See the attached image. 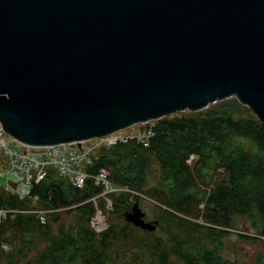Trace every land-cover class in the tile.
I'll return each instance as SVG.
<instances>
[{
	"label": "water",
	"instance_id": "obj_1",
	"mask_svg": "<svg viewBox=\"0 0 264 264\" xmlns=\"http://www.w3.org/2000/svg\"><path fill=\"white\" fill-rule=\"evenodd\" d=\"M233 96L264 123V0H0V120L25 145ZM126 219L157 229L138 200Z\"/></svg>",
	"mask_w": 264,
	"mask_h": 264
},
{
	"label": "trees",
	"instance_id": "obj_2",
	"mask_svg": "<svg viewBox=\"0 0 264 264\" xmlns=\"http://www.w3.org/2000/svg\"><path fill=\"white\" fill-rule=\"evenodd\" d=\"M151 127L153 135L148 145L136 138L119 141L103 149L87 171L97 175L105 169L114 186L153 193L165 205L160 212L170 219L176 217L173 213L188 214L195 202L204 204L202 223H193L180 232L174 250L165 244L160 246L161 261L157 259L154 264H168L171 253L180 255L186 264H233L220 254L221 232L243 218L255 235L264 237V123L233 97L206 110L163 117ZM217 169L224 170L226 177L216 183L212 175ZM194 174L197 182L192 180ZM152 177L157 178L156 184L150 183ZM212 182L216 184L210 186ZM102 192L103 185L94 177L79 188L51 168L44 179L33 184L32 197L0 194L6 206L25 208L27 200H38L45 207V222L36 213L19 214L6 219L0 233L12 228L33 240L36 224L48 223L49 215H55L58 209H73V222L66 229L59 227L52 232L46 226L48 246L38 259L42 264H101L103 253L110 250L117 237L113 235L114 224L100 233L91 226L96 214L91 198ZM133 196L131 192H119L114 205L129 203L126 208L130 210ZM240 235L253 241L258 238ZM10 255L0 240V264L6 256L10 264ZM259 257L264 264V258Z\"/></svg>",
	"mask_w": 264,
	"mask_h": 264
},
{
	"label": "rangeland",
	"instance_id": "obj_3",
	"mask_svg": "<svg viewBox=\"0 0 264 264\" xmlns=\"http://www.w3.org/2000/svg\"><path fill=\"white\" fill-rule=\"evenodd\" d=\"M188 112L191 111L178 113L173 116H179ZM156 121L157 120L150 121L148 124L143 125L137 124L120 130L116 134H118V136H122L123 134H139L143 131L144 126H151L155 124ZM86 145V148H91L92 154L90 156V161L78 166L83 170H87V167L92 164L94 158L99 155L103 149L107 148L104 146V142L99 138H93L88 141ZM84 146L85 145L83 144V147ZM188 162L189 164H192L193 158ZM214 177L217 183V181L226 177V173L222 169H217L212 175V180ZM192 180L197 182L198 178L195 177V174L193 175ZM4 182L5 181L0 177V183L2 184ZM157 182L158 180L155 177L150 179L151 184H156ZM216 183L212 182L210 186ZM84 185L85 183L79 188H83ZM110 190L113 191L109 192ZM119 192L133 193L134 200L132 203L137 200L136 198H139V205L142 210L146 212V220L151 222L158 221L157 229L154 231L142 229L128 221L126 219V212L128 210L126 206L129 203L120 204L118 206L114 205V196ZM98 198L99 201L97 200ZM91 199L95 205L96 213H98L99 210L102 211V214H99L96 220L100 223L106 222V227L101 230V232L108 230L113 224L116 227V231H113V235L117 237L113 240L110 250L103 253L101 264H154L157 259L161 261L159 254L162 251H160L159 247L165 244L171 248V250H174L180 241V237L178 236L179 233L187 230L191 224L201 222V215L204 208L203 203L195 202L189 208V215L173 213L176 217L170 219L163 216L160 212V208H164L165 205L163 204L162 199L157 198L153 193L134 191L126 187L114 186L112 183H110L109 186L105 185V188L103 186V192ZM36 201L27 200L25 203L27 208L26 206H23L26 209L20 207L24 210L21 214L28 213L27 210H29V213L37 214V211L45 208L38 200ZM101 204H103V206ZM70 207L72 208V206ZM72 210L69 208L58 209V213L53 216L51 214L49 215L48 223L41 225L36 224V233L33 240H30L28 236L20 235L12 228L8 230L4 228L0 233V240L3 242L5 251L11 254L10 264H42L38 257L48 246V231L46 230V226H49L52 232H55L59 227L66 229L73 222L74 213ZM247 225L245 219L238 218L235 221V226L233 228L221 232L220 238L223 243L220 254L224 259L230 260L233 264H261L259 256L261 255V257L264 258V237L255 235L254 231L250 230ZM242 233L254 235L258 238L255 241L245 239L240 235ZM2 264H9L7 256ZM168 264L186 263L180 255L171 253L169 255Z\"/></svg>",
	"mask_w": 264,
	"mask_h": 264
},
{
	"label": "built area",
	"instance_id": "obj_4",
	"mask_svg": "<svg viewBox=\"0 0 264 264\" xmlns=\"http://www.w3.org/2000/svg\"><path fill=\"white\" fill-rule=\"evenodd\" d=\"M117 132L95 138L101 139L104 146L110 148L117 142L127 141L129 138H136L144 145H148L149 139L153 135L151 126H144L143 131L135 135L118 136ZM92 139L49 146L25 145L10 136L4 130L0 120V177L5 181L0 183V194L17 196L19 199L32 197L30 192L33 184L44 179L51 168H55L78 187H82L89 177H94L96 183H101L104 188L105 185L109 186L111 182L107 178L105 169H101L99 174L93 175L78 167L90 161L92 152L91 148H86V144ZM111 191L113 190L109 192ZM23 212L24 210L20 207L6 206L0 199V225L9 217L14 218ZM44 213V210L37 211L42 222L46 220ZM99 214H102V211L99 210L91 221L92 228L97 232H101L106 227V222L100 223L96 220Z\"/></svg>",
	"mask_w": 264,
	"mask_h": 264
}]
</instances>
